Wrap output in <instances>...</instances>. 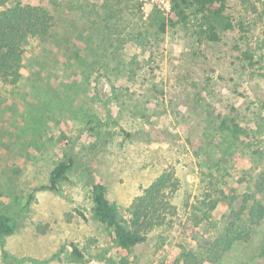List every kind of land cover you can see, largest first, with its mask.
Here are the masks:
<instances>
[{"label": "rangeland", "instance_id": "obj_1", "mask_svg": "<svg viewBox=\"0 0 264 264\" xmlns=\"http://www.w3.org/2000/svg\"><path fill=\"white\" fill-rule=\"evenodd\" d=\"M16 1L47 9L53 26L46 39L31 40L20 81L0 82V211L14 224L0 236V264H171L181 246H195L182 225L206 175L225 166L221 186L238 194L236 210L264 166V79L256 71L264 64V0L252 7L229 0L248 37L234 28L218 42L195 38L193 7L184 23L159 32L155 8L143 0ZM246 46L259 60L253 67L240 59ZM229 104L247 134L219 128ZM68 160L55 189L39 188ZM168 167L179 180L171 226L128 250L115 247L92 215L91 185L104 184L126 217L140 187ZM229 218L218 202L195 227L199 241ZM68 241L82 259L70 255ZM214 264H264V217Z\"/></svg>", "mask_w": 264, "mask_h": 264}, {"label": "trees", "instance_id": "obj_2", "mask_svg": "<svg viewBox=\"0 0 264 264\" xmlns=\"http://www.w3.org/2000/svg\"><path fill=\"white\" fill-rule=\"evenodd\" d=\"M229 0H172L171 11L165 15L153 9L150 15L151 24L159 32L167 27L184 23L187 9L193 7L198 13L194 36L198 41L218 42L226 31L234 28L240 32L242 39H247L248 30L243 22H235L228 13ZM244 6L252 7L251 0H238ZM254 9V8H252ZM53 26V15L40 5L21 4L16 0H0V82L14 86L21 79L22 60L28 52L31 40H43L50 36ZM264 44V30L261 39ZM240 59L248 67L259 63L256 52L246 46L239 49ZM261 59V58H259ZM257 75L264 79V64L256 67ZM236 106L229 104L226 114L219 116V128L228 130L233 137L247 134L235 115ZM71 160L61 161L51 170L49 181L39 188L55 189L69 168ZM219 165V164H218ZM214 173L206 175L205 186L191 204V213L182 225V234L191 233L195 241L193 248L181 246L180 252L171 260V264H203L217 263L223 255L238 241H247L255 224L264 217V166L255 173L252 192L245 193L239 209H234L238 194L227 188L223 176L225 166H218ZM223 171V172H222ZM202 180V179H201ZM179 186V180L172 167L165 168L148 185L141 186L140 191L126 206L127 216L123 217L115 203L106 196V187L100 182L91 185V211L93 217L109 230L115 247L128 250L134 245L144 242L148 233L154 228L171 226L177 214V207L172 198ZM262 197V198H260ZM251 201V203H250ZM218 202H223L230 210V218L216 235L200 242V234L195 227L202 219L210 216ZM84 216L79 210H75ZM196 212H200V215ZM190 222V224H187ZM13 221L9 214L0 211V236L13 231ZM70 255L82 259L84 252L72 241L67 242ZM127 264L124 258L119 261ZM7 264H12L8 262Z\"/></svg>", "mask_w": 264, "mask_h": 264}, {"label": "built area", "instance_id": "obj_3", "mask_svg": "<svg viewBox=\"0 0 264 264\" xmlns=\"http://www.w3.org/2000/svg\"><path fill=\"white\" fill-rule=\"evenodd\" d=\"M145 5H150L153 8L158 9L165 15L171 11L172 0H143Z\"/></svg>", "mask_w": 264, "mask_h": 264}]
</instances>
